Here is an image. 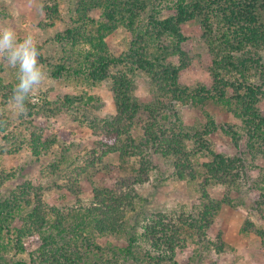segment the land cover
Listing matches in <instances>:
<instances>
[{"label": "trees", "instance_id": "16d2710c", "mask_svg": "<svg viewBox=\"0 0 264 264\" xmlns=\"http://www.w3.org/2000/svg\"><path fill=\"white\" fill-rule=\"evenodd\" d=\"M70 1L68 26L54 36L59 57L51 59L57 63L42 62L54 78L68 72L83 75L92 84L109 79L115 112L99 118L87 117L80 108L72 110L73 117L86 123L96 138L84 159L70 167V152L77 145L61 144L49 128V119L56 114L55 102L34 104L27 100L24 114L17 115L10 99L17 77L5 83L0 76V140L6 142L0 143V158L10 154L7 145L23 132L21 142L27 143L36 160L55 150L51 162L40 169L48 184L35 185L20 178L19 168L6 170L0 163V186L10 179L18 180L0 198V262L181 264L177 249L184 247L187 235L198 239L202 249L222 252L226 244L215 215L223 203H232L229 191L237 193L248 178L247 160L239 151L243 138L251 156L264 158V111L259 107L264 99V0ZM42 11L45 20L40 26H53L60 19L59 1L46 0ZM191 21L197 22L201 31L197 53L183 29ZM120 28L130 36L122 53L116 54L107 37ZM196 58L205 59L210 81L190 87L181 77ZM4 62L0 58V73ZM136 74L149 80L147 102L138 100L134 93ZM65 100L81 103L84 109L104 105L95 95H66ZM209 102L223 106L237 122L219 124L204 112L206 121L200 127L184 124L178 107L202 108ZM17 126L21 131L15 132ZM214 132L230 137L238 149L235 155L218 153L211 147L209 135ZM188 143H192L191 148ZM113 153H117L115 162L105 161ZM153 154L172 166L176 178H200V205L189 211H144L141 204L148 199L140 188L150 181ZM65 169L71 173L63 176ZM258 169L264 183V167ZM99 172L112 174L111 184H85L86 174ZM214 184L225 189L221 200H214L207 192ZM83 186L91 191L87 204L79 197ZM52 188L68 190L76 204L72 200L49 203L45 194ZM257 202L263 212L264 202ZM240 231L254 233L264 246V228L246 219ZM33 234L39 236V244L29 249V259L9 260L8 248L27 251L22 240Z\"/></svg>", "mask_w": 264, "mask_h": 264}, {"label": "rangeland", "instance_id": "374dc122", "mask_svg": "<svg viewBox=\"0 0 264 264\" xmlns=\"http://www.w3.org/2000/svg\"><path fill=\"white\" fill-rule=\"evenodd\" d=\"M60 5V19L53 26H40V23L45 20V13L42 11V5L46 0H0V26H9L13 28L19 39H24L25 36H31L37 44L39 50L38 62L47 74V78L38 88L33 90L30 99L34 104H40L43 100L55 102L54 110L56 114L49 119V128L58 138V142L63 145L76 144L70 152L72 162L70 167L79 164L85 157L89 148L93 145L95 136L92 129L86 124L81 123L72 115V110L80 108L81 112L86 113L87 117L97 116L99 118L108 117L114 114L115 109L109 91V79L92 84L86 80L83 75H75L74 73L63 72L59 78H54L50 68L44 59L52 63H57L51 59L59 57V47L54 41V36L57 32H62L69 23L70 9L72 8L70 0H58ZM167 13V11H165ZM98 17V12L94 13ZM264 17V16H263ZM184 32L192 39L193 51L198 52L200 47L201 31L197 26V22L191 21L184 25ZM129 33L120 28L115 30L107 37V42L114 53H122V46L125 44V39L129 38ZM42 59V60H41ZM198 58L194 61L193 67L183 72L181 80L184 84L194 87L197 83H208L210 77L205 70V59L198 62ZM112 69V68H111ZM116 69H112L114 72ZM5 83L17 77L16 72L10 69L6 61L4 68L0 73ZM135 89L134 93L138 100L147 102L150 100V84L148 78L144 74H136L134 76ZM71 97L79 95H95L103 100L104 105L99 109L85 108L84 105L78 102H67L65 96ZM65 100V101H64ZM71 105V108L69 107ZM259 107L264 111V99L260 101ZM69 108V109H68ZM182 121L189 128H198L205 121L204 112L209 113L217 123H236V119L231 117L226 109L213 102L207 103L202 108L195 106L178 107ZM2 109V108H1ZM16 131H21L20 126L15 128ZM140 132H134V135ZM25 132L18 133V140L14 139L13 144H8L9 153H4L1 159V164L6 170L20 169V178L30 179L33 184H48L40 169L47 166L54 158L55 150L46 155H41L36 160L30 152L27 143L23 141ZM211 147L218 153L228 156H233L238 151L233 146L229 136L222 132H214L209 135ZM245 138L242 140V151L247 160L248 178L245 179L244 185L237 192L229 191L232 196L231 204H222L221 208L215 215L220 219V230L222 239L226 244V249L222 252H217L215 249L210 251L199 247V241L195 237L187 235V242L182 248L177 249V260L181 264H264V246L261 244V239L252 232H241L240 228L246 219H249L258 228H264V211H260V206L257 201L264 202L263 181L259 179L258 167H264V158L256 155L251 156L246 147H244ZM0 143L6 145L5 141ZM188 148L192 147V143L187 144ZM242 154V155H243ZM117 153L110 154L105 161L115 162ZM154 168L151 174L150 181L147 185L140 188L142 196L148 201L141 207L146 213L151 211H189L193 206H198L200 200V190L198 189L199 177L193 181L181 180L173 175L172 166L158 154H153ZM70 170L65 169L64 175L70 174ZM62 176V177H63ZM85 184H93L95 186L102 184H111L113 181L112 174L102 172L96 174H86ZM17 178L10 179L0 186V198L6 195L17 182ZM55 187V186H54ZM85 187V186H83ZM88 188H82L79 193L80 201L87 204L91 199V191ZM207 192L214 200H221L226 194L222 185H209ZM69 192L66 189L52 188L45 194L46 200L51 204L58 205V201L74 202L75 199L69 198ZM68 196V198H67ZM63 197V198H62ZM78 203V202H77ZM200 205V204H199ZM264 208V205L261 206ZM212 235V234H211ZM214 236V235H212ZM123 240L124 238L121 237ZM23 245L26 247L25 252H16L8 248L7 257L9 260H28L29 249L36 248L39 244V236L33 234L24 237ZM202 245V244H201ZM0 264H4L2 261ZM7 264V263H6Z\"/></svg>", "mask_w": 264, "mask_h": 264}, {"label": "clouds", "instance_id": "9594fccd", "mask_svg": "<svg viewBox=\"0 0 264 264\" xmlns=\"http://www.w3.org/2000/svg\"><path fill=\"white\" fill-rule=\"evenodd\" d=\"M38 56L37 44L30 35L21 40L13 28L0 26V58L17 74L10 97L17 115L24 114L26 101L30 99L33 90L47 78L46 72L38 62Z\"/></svg>", "mask_w": 264, "mask_h": 264}]
</instances>
